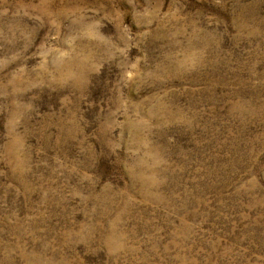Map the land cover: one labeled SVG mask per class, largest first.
<instances>
[{
	"label": "rangeland",
	"instance_id": "obj_1",
	"mask_svg": "<svg viewBox=\"0 0 264 264\" xmlns=\"http://www.w3.org/2000/svg\"><path fill=\"white\" fill-rule=\"evenodd\" d=\"M0 264H264V0H0Z\"/></svg>",
	"mask_w": 264,
	"mask_h": 264
}]
</instances>
